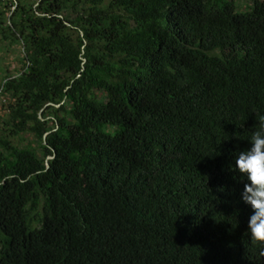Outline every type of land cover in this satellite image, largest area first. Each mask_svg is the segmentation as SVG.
I'll return each instance as SVG.
<instances>
[{"label": "trees", "instance_id": "trees-1", "mask_svg": "<svg viewBox=\"0 0 264 264\" xmlns=\"http://www.w3.org/2000/svg\"><path fill=\"white\" fill-rule=\"evenodd\" d=\"M0 264H264L233 161L264 115V0H0Z\"/></svg>", "mask_w": 264, "mask_h": 264}, {"label": "clouds", "instance_id": "clouds-1", "mask_svg": "<svg viewBox=\"0 0 264 264\" xmlns=\"http://www.w3.org/2000/svg\"><path fill=\"white\" fill-rule=\"evenodd\" d=\"M255 128L248 146L235 157L233 170L245 178L240 200L250 208L246 233L264 249V115L256 117ZM260 255L264 256V250Z\"/></svg>", "mask_w": 264, "mask_h": 264}, {"label": "rangeland", "instance_id": "rangeland-1", "mask_svg": "<svg viewBox=\"0 0 264 264\" xmlns=\"http://www.w3.org/2000/svg\"><path fill=\"white\" fill-rule=\"evenodd\" d=\"M234 2L240 10L246 9L249 5V0H234ZM20 58V47L18 46L7 49L2 48V50H0V65L7 68L10 72H16L20 67ZM3 113L4 111L0 108V115H3Z\"/></svg>", "mask_w": 264, "mask_h": 264}, {"label": "built area", "instance_id": "built-area-1", "mask_svg": "<svg viewBox=\"0 0 264 264\" xmlns=\"http://www.w3.org/2000/svg\"><path fill=\"white\" fill-rule=\"evenodd\" d=\"M5 101H6V98L2 95L1 90H0V107H1V105H3L5 103Z\"/></svg>", "mask_w": 264, "mask_h": 264}]
</instances>
